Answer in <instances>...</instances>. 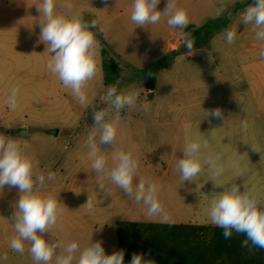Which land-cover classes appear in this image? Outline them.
I'll return each instance as SVG.
<instances>
[{
  "label": "rangeland",
  "instance_id": "rangeland-1",
  "mask_svg": "<svg viewBox=\"0 0 264 264\" xmlns=\"http://www.w3.org/2000/svg\"><path fill=\"white\" fill-rule=\"evenodd\" d=\"M100 1L57 0L58 13L68 14L65 4L70 3L71 13L97 21V27L90 30L97 42L98 67L84 89L89 100L86 106L47 68L51 53L39 39L42 17L36 6L42 0L0 2V133L17 140L35 158V171L46 177L42 192L60 202L62 215L45 238L75 240L82 249L102 238L117 242L118 221L213 225L210 203L223 187L232 185L258 194L264 207V58L260 56L264 41L255 38L252 25L242 22L244 9L252 4L243 5L254 0H176L177 7L187 11L188 24L201 25L220 16V7L232 13L231 23L207 46L171 59L153 90L130 78V66L143 68L152 63L165 54L171 40L179 50L183 33L169 27L165 17L145 26H137L127 15L104 22L97 14ZM114 1L117 7L119 0ZM121 1L124 5L133 2ZM165 6L166 0H161L158 10ZM230 28L236 31L233 44L226 42L225 32ZM103 47L122 62L119 91H137L139 98L135 107L121 111L114 146L101 144L100 151L107 157L109 170L116 151H131L139 159L133 184L149 178L159 186L158 197L170 217L167 222L159 215L148 216L143 202L136 203L107 177L101 181L103 173L92 170L87 137L95 128L93 112L103 109L109 117L115 114L111 105L101 101L108 89L103 83ZM12 87L21 92L15 111L5 103ZM141 103L150 105L147 112L140 110ZM217 108L222 120L210 114ZM244 121L247 131L242 129ZM52 129L58 134H51ZM197 139L204 158L221 155L218 163L224 172L213 180L208 165L203 164L192 182H183L177 164L186 144ZM48 171L56 174L54 180H47ZM89 196L94 206L91 213L85 205ZM18 198L17 188H0V219L11 222Z\"/></svg>",
  "mask_w": 264,
  "mask_h": 264
},
{
  "label": "clouds",
  "instance_id": "clouds-1",
  "mask_svg": "<svg viewBox=\"0 0 264 264\" xmlns=\"http://www.w3.org/2000/svg\"><path fill=\"white\" fill-rule=\"evenodd\" d=\"M161 0H133L130 19L137 26L155 25L162 17L167 18L169 27L177 28L183 33L189 23L188 13L185 9L177 7L176 0H166L163 11L158 10ZM42 17L39 20L40 41L47 45L51 59L47 64L48 70L55 74L81 105H88L89 100L84 89L88 81L94 78L98 67V53L95 33L90 29L97 27V21H86L83 14L71 13L72 5L66 3L68 14L56 11L57 0H42L36 5ZM224 12V7L217 9V15ZM243 24L252 25L255 38L264 41V0H254V3L243 11ZM186 36V34H185ZM226 42L233 44L236 39L234 28L225 32ZM194 40L186 36L185 47L191 52ZM264 58V50L260 51ZM20 88L12 87L6 93L7 107L15 111L20 97ZM139 98L137 91H118L116 85H110L101 101L111 105L115 114L109 117L106 110L93 112L95 128L87 137L89 158L92 160V170L103 173L101 181L107 177L123 190L124 194L136 203L147 206L148 216L159 215L163 221L169 220L158 197L159 186L149 178H140L133 184L136 177L139 159L131 151H116L113 157L114 164L107 168V157L100 151V145L114 146L118 126L123 109L135 107ZM150 105L141 103L140 110L147 112ZM211 116L223 119L222 111L217 108L211 111ZM247 121L242 122V129L247 131ZM99 131V140L96 136ZM207 147V141L203 142ZM201 142L197 139L186 144L183 158L178 161L177 167L183 182H192L193 178L202 171L203 164H207L213 180L224 172L223 165L218 162L222 159L220 154L201 155ZM253 151L257 149L253 146ZM264 159V156H261ZM35 158L27 154L20 143L10 136L0 133V188L4 186L18 189L19 198L16 201L13 213V227L16 236L10 240L9 247L23 255L25 244L30 245L28 252L34 264H124V250L106 254L102 243L91 242L82 249L77 241L65 243L52 238H45L62 215L58 199L51 194H44L45 174L37 172ZM55 173L47 172V180L55 179ZM101 190L104 184H99ZM223 187V186H222ZM89 213L93 210V201L89 196L86 204ZM84 205V206H85ZM210 222L223 230L225 239L232 236L233 231L245 235L242 247H248L249 242L254 248L264 249V207L258 194L250 192L245 186L241 192L238 185L223 187L217 198L213 199L209 207ZM251 250V249H250ZM7 254L0 259L7 260ZM130 264H155L153 260H145L143 254L132 255Z\"/></svg>",
  "mask_w": 264,
  "mask_h": 264
},
{
  "label": "trees",
  "instance_id": "trees-1",
  "mask_svg": "<svg viewBox=\"0 0 264 264\" xmlns=\"http://www.w3.org/2000/svg\"><path fill=\"white\" fill-rule=\"evenodd\" d=\"M231 16L226 11L201 25L188 24L183 29L179 51L189 52L185 47L186 36L195 42L192 51L207 46L216 33L229 27ZM175 51L143 68L130 66V78L144 82L153 90ZM101 56L104 85H116L119 91L123 72L120 57L114 56L107 47L102 48ZM222 232L215 225L118 221L117 249L124 250V264H130L134 253L143 254L145 260H153L155 264H264V249L254 248L250 242L248 247H242L245 235L233 231L231 238L225 239Z\"/></svg>",
  "mask_w": 264,
  "mask_h": 264
},
{
  "label": "crops",
  "instance_id": "crops-1",
  "mask_svg": "<svg viewBox=\"0 0 264 264\" xmlns=\"http://www.w3.org/2000/svg\"><path fill=\"white\" fill-rule=\"evenodd\" d=\"M1 1L2 0H0V2ZM124 3L125 2L119 0V3L117 4V7H116L114 0H101L99 10H97L98 12H100V14L99 13L97 14L100 15L103 20H105L104 22H107L106 20L108 19L113 20V18L116 16L127 15V17H130L131 12H132V3L127 4V5H124ZM182 42H183V39H182ZM176 49H177V44H175L173 40H171L167 44L165 48V54L163 56L167 55L169 51H175ZM141 222H144V221H141ZM13 223H14L13 219L11 220V222L0 219V256H3L6 253L8 257L7 260L0 259V264H34L28 252V248L30 247V245H28L27 243L25 244V252L23 255L13 251L9 247L10 240L17 235L13 227ZM93 226L94 225H92L88 229L91 230ZM101 243L105 249L106 254H112L114 251H118L117 249L118 243L115 242L114 240L108 241L102 238Z\"/></svg>",
  "mask_w": 264,
  "mask_h": 264
},
{
  "label": "water",
  "instance_id": "water-1",
  "mask_svg": "<svg viewBox=\"0 0 264 264\" xmlns=\"http://www.w3.org/2000/svg\"><path fill=\"white\" fill-rule=\"evenodd\" d=\"M253 3H254V1L249 2V3H247V4H244L243 6H246V5H249V4H253ZM243 6H242V7H243ZM179 54H181V51L176 50L175 53L172 54V56H171V58L169 59V61H170L171 59L175 58V57H176L177 55H179ZM49 132H50L51 134H53V135H57V134H58V130H56V129H52V130H50ZM7 133H8V131H7Z\"/></svg>",
  "mask_w": 264,
  "mask_h": 264
},
{
  "label": "flooded vegetation",
  "instance_id": "flooded-vegetation-1",
  "mask_svg": "<svg viewBox=\"0 0 264 264\" xmlns=\"http://www.w3.org/2000/svg\"><path fill=\"white\" fill-rule=\"evenodd\" d=\"M22 129H17V131H21Z\"/></svg>",
  "mask_w": 264,
  "mask_h": 264
}]
</instances>
